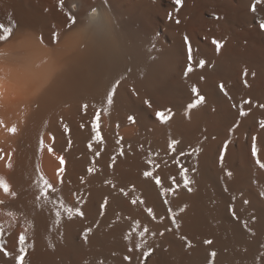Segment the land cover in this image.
Listing matches in <instances>:
<instances>
[{
	"label": "bare ground",
	"instance_id": "bare-ground-1",
	"mask_svg": "<svg viewBox=\"0 0 264 264\" xmlns=\"http://www.w3.org/2000/svg\"><path fill=\"white\" fill-rule=\"evenodd\" d=\"M262 22L264 0H0V264H264Z\"/></svg>",
	"mask_w": 264,
	"mask_h": 264
},
{
	"label": "snow or ice",
	"instance_id": "snow-or-ice-1",
	"mask_svg": "<svg viewBox=\"0 0 264 264\" xmlns=\"http://www.w3.org/2000/svg\"><path fill=\"white\" fill-rule=\"evenodd\" d=\"M177 3H179V0H177ZM61 7H63V0H61ZM252 10L255 11V7H253ZM69 20L72 21V22L74 23V22H75V17H73L71 14H69ZM260 27H261L262 30H264V22H262V23L260 24ZM0 33H2V34H0V40L7 39L8 35L11 34V28L6 27V26L3 25V24H0ZM185 42L187 43V38H185ZM212 43L216 46L217 51H219V49H220V47H221V44H220L218 41H216L215 39L212 41ZM188 60H189V62H191V61L193 60L192 49H191L190 46H189V48H188ZM204 64H205V61H204L203 59H201V60L199 61V66H200V67H203ZM191 71H192V67H191V63H190V64H189V67L187 68V71H186L185 75H187V73H188V72H191ZM246 72H247V70H245V74H246ZM116 83L118 84L119 81H117ZM220 87H221V91H224V85L221 84ZM114 91H115V85L113 86V90L110 91V92L108 93V95H107V104H109V105L112 103V96H113ZM192 92H193L194 94L197 93V89H196L195 86L192 87ZM225 94H227V93H225ZM203 100H204V97H203V96H199V98L197 99L196 103H197V104H198V103H201V102H203ZM245 103H247V101H246ZM194 106H195V104H191V105H189V107H194ZM82 107L85 108V109H87L88 106L85 104V105H83ZM262 107H264V106H262ZM105 110H106V109H105ZM246 114H247L246 112H244L243 110H241V112H240V115H241V116H245ZM99 115H100V110L97 109V112H96V119H97V120L99 119ZM156 115H157V117H158L161 121H166V120L168 119V117L166 116V114L163 113V112H159V111H158V112L156 113ZM129 119L131 120L132 118L129 117ZM261 126L264 127V121H261ZM93 127H94V128L97 127V124H96L95 122L93 123ZM15 130H16L15 127H12V128L9 129L10 132H15ZM97 137H99V133H97ZM253 140H255V138H253ZM175 143H176L175 141L170 142L169 147L171 148L172 145L175 144ZM49 151H51V149H49ZM252 155H253L254 157L257 156V150H256V147H255V144H253ZM256 163H257L261 168H264V163H261L259 159H257ZM60 164H61V166H63V164H64V160H63L62 157L60 158ZM60 170L62 171L63 168L61 167ZM89 171H91V169H90ZM186 171H187V170L182 171V172H181V175H182V176H185V172H186ZM144 175L147 177V176H150L151 173H150V172H145ZM42 179H43V178H42ZM184 182H185V186H187V184L189 183V181H188V179H187L186 176H185V181H184ZM44 183H45V185L47 186V189H51L52 191H56L55 189H53V187H52L51 184H48L47 181H45ZM156 183H157V185L160 184V180H159V178H156ZM0 188H2V189L4 190V192H6V193L9 191V187H8V185L4 182L3 178H0ZM162 194H163V193H162ZM13 195H14V193H13ZM41 195H44V196L46 197V196H47V192H46V191H45V192H42ZM262 195H264V193H262ZM37 199H39V197H37ZM141 202H142V201H141ZM133 203H136V201L134 200ZM165 203H167V201H165ZM245 203H247V201H245ZM101 207H103V205H102ZM147 211H148V213L151 215L153 210H152L151 208H148ZM169 211L171 212V209H169ZM181 211H183V209H181ZM75 214H76V215H81V216L83 215V213H82L79 209H76V210H75ZM70 218H71V217H70ZM145 231H147V229H145ZM141 235H143V233H141ZM126 239H127V237H126ZM24 240H25V237H24L23 234H21V235L19 236V242H20L21 244H23V243H24ZM211 243H212V241H210V240H205V244H211ZM137 247H139V245H137ZM24 251H25V250H24V248L22 247V248L20 249V253H21V255H19V256L16 257L17 264H22V261H23V253H24ZM4 254H5V255H8L7 252H5ZM148 254H149L148 252H145V253H144L145 256H147ZM209 256H210V257H215V256H216V253H215L214 251H212V252L209 253ZM125 259H126V260L129 259V257L126 256ZM209 264H212V260H211V259L209 260Z\"/></svg>",
	"mask_w": 264,
	"mask_h": 264
}]
</instances>
